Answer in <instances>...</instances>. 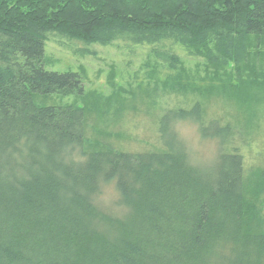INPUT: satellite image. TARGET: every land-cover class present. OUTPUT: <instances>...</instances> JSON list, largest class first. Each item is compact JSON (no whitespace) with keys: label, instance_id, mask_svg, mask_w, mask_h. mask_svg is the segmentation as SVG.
<instances>
[{"label":"trees","instance_id":"obj_1","mask_svg":"<svg viewBox=\"0 0 264 264\" xmlns=\"http://www.w3.org/2000/svg\"><path fill=\"white\" fill-rule=\"evenodd\" d=\"M49 33L81 56L118 42L172 71L183 55L241 75L264 45V0H0V264H264V219L238 155L207 171L173 143L88 151L83 109L34 105L84 94L80 74L45 69ZM108 184L119 214L97 204Z\"/></svg>","mask_w":264,"mask_h":264},{"label":"rangeland","instance_id":"obj_2","mask_svg":"<svg viewBox=\"0 0 264 264\" xmlns=\"http://www.w3.org/2000/svg\"><path fill=\"white\" fill-rule=\"evenodd\" d=\"M46 37L45 69L80 74L84 94L77 98L34 95V105L83 109L88 151L110 147L145 154L173 143L185 150L192 165L207 171L216 168L222 156L238 155L243 183L256 195L264 219V177L257 178L264 174V57L259 61L255 56L264 53V45L258 51L255 46L250 49L248 69L257 71L254 76L248 69L237 74L233 64L210 66L201 58L183 55L172 71L155 61L147 47L124 48L118 42L93 44L87 48L90 54L81 56L74 50L83 48L80 43L56 33ZM181 110L186 113L180 116ZM165 116L170 117V128L163 139L160 126ZM117 201L113 185L102 186L97 204L119 214Z\"/></svg>","mask_w":264,"mask_h":264}]
</instances>
